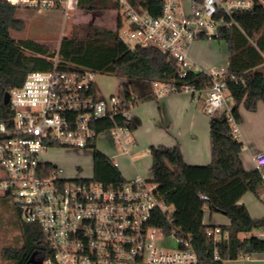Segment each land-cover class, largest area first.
<instances>
[{
  "label": "built area",
  "instance_id": "built-area-1",
  "mask_svg": "<svg viewBox=\"0 0 264 264\" xmlns=\"http://www.w3.org/2000/svg\"><path fill=\"white\" fill-rule=\"evenodd\" d=\"M3 1L36 11L60 10L65 17L78 8V0ZM111 1L120 17L119 37L129 48L155 46L174 59L180 77L193 71L211 78L204 90L152 81L153 95L185 92L194 98L204 92V112L224 110L232 135L238 138L232 107L225 98L226 82L236 81V76L227 67L195 64L188 47L228 27L234 12L264 6V0H188V11L182 0H162L158 16L131 0ZM95 75L61 68L55 53L49 68L29 71L19 86L8 91L11 117L8 123L0 121V195L12 201L24 222L39 225L49 249L42 264H199L190 236L174 223L172 207L164 203L151 178L135 175L104 185L92 176L67 177L61 167L41 158L50 147L91 151L106 133L115 147L108 156L114 166L118 167V157L131 161L136 146L130 130L135 99L103 96ZM117 118L123 124L97 132L98 121ZM253 162L264 186V152L257 153ZM261 198L264 203V193ZM157 212L164 215L166 228L152 223ZM206 236L215 242L224 234L214 225L207 227ZM212 255L217 259V250Z\"/></svg>",
  "mask_w": 264,
  "mask_h": 264
},
{
  "label": "trees",
  "instance_id": "trees-1",
  "mask_svg": "<svg viewBox=\"0 0 264 264\" xmlns=\"http://www.w3.org/2000/svg\"><path fill=\"white\" fill-rule=\"evenodd\" d=\"M131 1L152 16L161 13L162 0ZM77 7L87 11L112 9L118 12L117 6L110 7L108 0H78ZM17 8L0 0V121L6 123L11 111L9 104L3 102L4 94L19 86L29 71L49 68L53 56L42 44L11 37L10 30H21L24 26L22 19L16 16ZM119 26V15L114 29L94 22L73 23L70 35L61 38L56 51L59 66L113 74L121 79V93L126 98H134L130 90L135 86L140 90V98L155 97L152 81H173L177 86L188 84L196 90L210 85V76L202 72L189 71L180 77L174 59L155 46L129 48L119 37ZM212 38L227 44L228 71L236 76V81L226 82V94L233 101L230 112L238 124L240 105L254 111L258 101L264 104V65H260L264 62V6L255 5L251 10L234 12L231 24L219 28ZM115 123L123 124L119 118L98 121L97 132ZM208 126L209 163L187 164L178 144L149 145V171L164 203L173 209L174 223L190 236L199 264H223L225 259L264 253V237L250 235L254 229L264 230V216L251 217L245 205L239 203L248 192L262 201L264 186L258 170L244 168L240 158L243 143L233 137L225 111L209 115ZM133 129L132 122L130 130ZM91 155L94 180L104 185L124 180L109 157L96 149V144L92 146ZM201 194L206 199H202ZM0 196L10 202L22 239L19 247L3 248V258L14 264H42L49 256V249L39 225L24 222L12 201ZM205 208L229 219L228 225L218 226L224 234L219 241L214 242L206 236L207 227L214 225L203 223ZM152 223L166 228L160 212L155 213ZM214 250H217V259L213 258Z\"/></svg>",
  "mask_w": 264,
  "mask_h": 264
},
{
  "label": "rangeland",
  "instance_id": "rangeland-1",
  "mask_svg": "<svg viewBox=\"0 0 264 264\" xmlns=\"http://www.w3.org/2000/svg\"><path fill=\"white\" fill-rule=\"evenodd\" d=\"M108 4L110 7L113 6L111 0H108ZM116 13L117 12L112 9L87 11L82 8H77V10H72L68 17H65L62 11L55 9L36 11L17 8L16 16L22 19L24 26L21 30H10V35L14 39H29L42 44L47 48L48 53H53L54 55L58 49L61 38L70 35L73 23L94 22L97 25L114 29L117 20ZM191 48L196 60L199 62L198 64L202 66H206V64L219 65L225 61V57L228 54L227 44L223 40L215 38H200L192 44ZM94 81L103 96L122 94L120 87L121 79L113 74L97 73L94 77ZM130 91L139 98L137 88L133 87ZM202 94H204V92ZM156 98L160 109V102L165 100V109L166 111L168 110V112H166L168 114L166 117L169 118L170 123L168 124V129L170 132H173L176 137L182 138L183 141L187 140V122L190 120L191 115L184 111L182 113L179 112V104L181 101L186 100L191 102L192 107H194L190 99V94L185 92L169 93L157 96ZM156 100L144 101L139 98L132 108V112L141 119V125L133 129V134L138 142L137 146L133 149L136 156L133 155L131 161L124 157H118V159H116L117 168L123 178L127 179L137 174L145 178H151L149 171L151 160L148 153V146L150 144L168 145V142L170 144L174 142L173 137L167 132L166 127H163L160 123ZM195 111H197V113L194 118L192 117V121L194 126H196L195 130L199 129V133H195L196 140L202 143L204 137H206L208 143V115L202 113L200 105H195L194 112ZM164 125L166 126L167 123ZM106 137V133L98 137L96 149L110 155L112 154L111 149L102 142ZM237 140L240 141L239 138H237ZM185 146L187 147V142ZM116 147L118 152L121 151L118 146ZM41 158L64 169L63 174L67 177L89 178L92 176V155L90 149L75 150L62 147H50L41 153ZM248 195L251 194L248 193ZM257 202L263 205L258 199ZM12 212L10 202L0 196V264H14L3 258L2 250L5 247H19L22 243L20 228ZM209 216L211 217L209 218ZM220 219H224L223 214L219 212H210L206 208L204 209V221L206 223L209 224L212 221ZM259 233H264V231L254 229L251 231L250 235H257ZM128 264L138 263L129 262Z\"/></svg>",
  "mask_w": 264,
  "mask_h": 264
},
{
  "label": "crops",
  "instance_id": "crops-1",
  "mask_svg": "<svg viewBox=\"0 0 264 264\" xmlns=\"http://www.w3.org/2000/svg\"><path fill=\"white\" fill-rule=\"evenodd\" d=\"M182 4H183L184 10L188 11L189 10L188 0H182ZM74 10H77V9H74ZM194 42H192L188 47V55L195 64L202 66V65L198 64L199 62L196 60V58L193 54V51H191V49H192L191 47H192V44ZM225 58H226L225 61L219 65H215V64L207 65L206 64V66H203V67H216V68L227 67L228 68V66H229V53L227 54V56ZM260 65H264V62ZM135 88H137L138 95L140 98V90L137 86H135ZM132 89H133V87H132ZM131 94L134 97L135 103H136L139 98L137 96H135L133 93H131ZM204 96H205V94H202V93H200L197 97H194V98L192 95H190V99L192 100L194 107H195V105H200L202 113L206 114L204 112V107H203ZM225 98H226L227 104H229L232 107L233 101L226 93H225ZM140 99H142L144 101H149V100H154V99L156 100L157 98L152 96L151 98H145V99L140 98ZM156 103L158 105L157 100H156ZM160 103H161L160 104L161 109H160L159 105L157 106V110H158L159 118H160V123L163 125V127H166L167 132L174 139V142H172V144H170L168 142L167 143L168 145H165V146H172V145L178 144L179 148L182 152L183 159L187 164L204 165V164L209 163V161H210L209 141L207 143L206 137H204L202 143H199L196 140L195 133H197V132L199 133V129L195 130L196 126H194V124H193L192 117L194 118L197 111L194 112V107H192L191 102L183 100L179 104V112L182 113L184 111L185 113H189L191 115L190 120L187 122V140H184V141L182 140V138L176 137L175 134L173 132L171 133L170 130L168 129V124L170 122H169V118L166 117L168 115L166 113V112H168V110L166 111V109H165V100H163V102H160ZM239 114H240V122L237 124V128H238V135L237 136L240 139V141L243 143V148H242V151L240 153V158H241V161H242L244 168L249 170V169L254 168L253 157L257 153L264 152V104L261 101H258L256 109L254 111H248L242 105H240L239 106ZM208 120H209V115L207 116V121ZM132 121L134 124V128L141 125V119L134 112H132ZM162 121L167 123V125L165 126L164 125L165 123ZM208 129H209V126H208ZM131 134H132V137H133V139L136 143V146H137L138 142H137L136 137L133 134V130H132ZM188 135H190V136H188ZM106 136H107L106 139L102 142L104 143L105 146H108V148L111 149L112 154H110V155L106 154L107 156H111L115 153V147L112 145L107 134H106ZM204 136H205V134H204ZM186 142H187V147L185 146ZM150 145H155V144H150ZM156 145H160V144H156ZM161 145H163V144H161ZM134 156H136V155L134 154ZM63 171H64V169H63ZM130 178H132V177H130ZM130 178H127V179H130ZM124 179H126V178H124ZM248 193H245L240 198L239 203H242L245 205V207L247 208V211L249 212L251 217H254V218L263 217L264 216V203L261 201V203H263V205H260L257 202V199L255 198V196H253L251 193H249L251 195H248ZM258 201H260V200L258 199ZM223 216H224V219L212 221L209 224L217 225V226L228 225L229 219L225 215H223ZM210 217L211 216H209V218ZM203 223L208 224L204 221V216H203ZM262 231H264V230H262ZM259 235H263V237H264V233H259L256 236H259ZM238 258L239 259H237V258L236 259H225L223 261V264H264V253H255V254L243 255V256H239Z\"/></svg>",
  "mask_w": 264,
  "mask_h": 264
},
{
  "label": "water",
  "instance_id": "water-1",
  "mask_svg": "<svg viewBox=\"0 0 264 264\" xmlns=\"http://www.w3.org/2000/svg\"><path fill=\"white\" fill-rule=\"evenodd\" d=\"M3 102H4V103H8V92H6V93L4 94Z\"/></svg>",
  "mask_w": 264,
  "mask_h": 264
}]
</instances>
